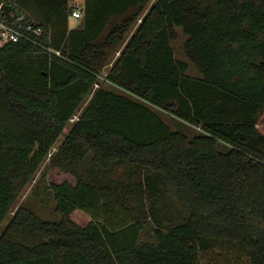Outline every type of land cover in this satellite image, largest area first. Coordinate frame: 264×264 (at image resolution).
Instances as JSON below:
<instances>
[{"label": "trees", "instance_id": "obj_1", "mask_svg": "<svg viewBox=\"0 0 264 264\" xmlns=\"http://www.w3.org/2000/svg\"><path fill=\"white\" fill-rule=\"evenodd\" d=\"M19 2L46 26L0 48V264H264V0ZM64 133L60 219L14 210Z\"/></svg>", "mask_w": 264, "mask_h": 264}, {"label": "rangeland", "instance_id": "obj_2", "mask_svg": "<svg viewBox=\"0 0 264 264\" xmlns=\"http://www.w3.org/2000/svg\"><path fill=\"white\" fill-rule=\"evenodd\" d=\"M12 1V9L14 13L19 11L20 13L25 14L27 17H29L30 21L34 24H42L43 26H46V23L44 21V8L39 7L36 3H32L29 5V7L25 8L21 5L19 0H5L4 2H11ZM10 6V5H9ZM84 8V0H69V10L79 9L83 12ZM11 9V11H12ZM70 14V13H69ZM69 21V27H77L80 26L82 23L81 19H73L71 16H68ZM187 40V36L182 32L181 29H178L177 31V39L172 43L176 57L179 60L187 61L189 64V68L187 71V74L193 77H200V74L197 70V68L194 66L193 63L187 58V56L184 53V45ZM117 91H120L119 89ZM89 97L86 99V102L88 101ZM165 120L168 122V124L174 129V130H180L185 134L194 135L197 133V128L190 126L189 124H185L182 121L176 120L171 115L163 114ZM78 117V114L71 120L69 125L66 127L65 131H68L73 122L76 121ZM259 123L260 127L264 129V111L259 116ZM67 133V132H66ZM64 133L59 141L54 145L51 152L49 153L48 157L45 159V161L40 166V169L38 170L35 181L32 183V185L22 193L20 196L17 204L15 205V209H18L19 207H27L33 210L38 216H40L43 220L47 221H55L60 219L58 214L55 211L56 207V200L54 198L53 191L49 188L50 184L52 183H62L64 181H69L72 184H75V176L70 174L68 171L63 170L60 166H55L52 163V160L55 156V154L59 151V147L61 146L62 142L64 141L65 134ZM159 206H162L160 203ZM157 211V210H156ZM161 216H167L172 215L173 217L177 216L178 210L175 207H171L169 209L162 208L160 211ZM166 214V215H164ZM72 220L77 223L80 226L86 227L88 224L92 221V218L89 214H86L85 212L81 210H75L71 215ZM152 229L150 233V229H147L146 235L151 237L152 236ZM24 239L29 240L27 236H24ZM217 259L211 258V263H215Z\"/></svg>", "mask_w": 264, "mask_h": 264}, {"label": "built area", "instance_id": "obj_3", "mask_svg": "<svg viewBox=\"0 0 264 264\" xmlns=\"http://www.w3.org/2000/svg\"><path fill=\"white\" fill-rule=\"evenodd\" d=\"M81 16L82 11L74 9L71 18L79 19ZM42 32V27H36L25 14L7 12L4 1L0 2V48L7 44L19 43L21 41L38 44L35 37L41 36ZM45 50L52 51L47 48ZM55 53L57 55L60 54L59 51H55Z\"/></svg>", "mask_w": 264, "mask_h": 264}]
</instances>
